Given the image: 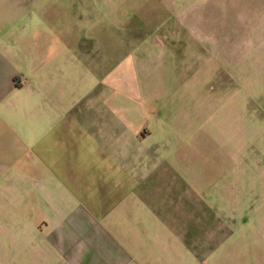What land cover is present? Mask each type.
<instances>
[{
    "label": "crops",
    "instance_id": "0c3cea01",
    "mask_svg": "<svg viewBox=\"0 0 264 264\" xmlns=\"http://www.w3.org/2000/svg\"><path fill=\"white\" fill-rule=\"evenodd\" d=\"M221 5L0 0V264H110L119 229L177 222L157 210L177 206L169 192L141 213L164 173V189L175 188V163L163 164L179 153L162 147L178 135L165 130L163 106L142 99L129 55L110 60L99 47L173 45L184 30L203 56L226 57L225 26L209 22ZM247 31L240 52L253 46Z\"/></svg>",
    "mask_w": 264,
    "mask_h": 264
},
{
    "label": "rangeland",
    "instance_id": "374dc122",
    "mask_svg": "<svg viewBox=\"0 0 264 264\" xmlns=\"http://www.w3.org/2000/svg\"><path fill=\"white\" fill-rule=\"evenodd\" d=\"M219 18L230 45L218 59L189 46L184 30L173 45L99 47L110 60L129 55L142 99L163 106L165 130L178 135L167 142L165 134L164 153L167 147L179 153L163 164L175 163V188L164 189V173L141 213L149 216L169 192L177 206L157 210L171 211L177 222L119 229L124 244L110 264H264V0H222L210 24ZM250 27L253 46L240 52L237 43ZM108 242L113 249V240L100 245Z\"/></svg>",
    "mask_w": 264,
    "mask_h": 264
}]
</instances>
